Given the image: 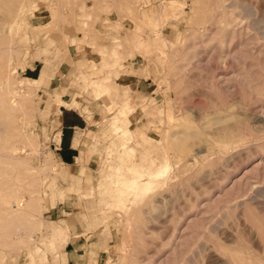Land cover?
Here are the masks:
<instances>
[{"label": "rangeland", "instance_id": "1", "mask_svg": "<svg viewBox=\"0 0 264 264\" xmlns=\"http://www.w3.org/2000/svg\"><path fill=\"white\" fill-rule=\"evenodd\" d=\"M62 76L104 108L75 171ZM3 198L0 264H64L77 238L98 264H264V0H0Z\"/></svg>", "mask_w": 264, "mask_h": 264}, {"label": "crops", "instance_id": "2", "mask_svg": "<svg viewBox=\"0 0 264 264\" xmlns=\"http://www.w3.org/2000/svg\"><path fill=\"white\" fill-rule=\"evenodd\" d=\"M92 49L93 45L79 42L78 50L73 51L79 53L80 59L89 62L96 56ZM28 69L32 70L33 67L28 66ZM124 80L123 83L127 82L126 84L130 85L132 90L143 92L145 84L141 83L142 76L131 75V78L126 79L125 82ZM58 88L61 92V102L57 105L54 120V129L57 132L54 152L58 163L66 171H75L79 164L78 160L90 163L92 159V135L98 133L100 129L99 123L102 121L101 114L104 108L101 102L90 97L84 102L87 94L70 84L65 76H62ZM84 103L86 109L82 107ZM78 239H69L63 244L64 264H98L101 260L99 245L91 244L86 239L80 241Z\"/></svg>", "mask_w": 264, "mask_h": 264}, {"label": "bare ground", "instance_id": "3", "mask_svg": "<svg viewBox=\"0 0 264 264\" xmlns=\"http://www.w3.org/2000/svg\"><path fill=\"white\" fill-rule=\"evenodd\" d=\"M231 11V10H230ZM245 12V11H244ZM247 14V13H246ZM251 14V13H250ZM249 14V15H250ZM231 20V19H230ZM234 23V22H233ZM29 81V80H28ZM7 86V85H6ZM96 87V89H99L100 90V86H99V84H97V86H95ZM101 92H106L107 93V89L106 88H101V90H100ZM99 92V91H98ZM98 92H97V96H99V94H98ZM108 93H109V90H108ZM102 94V93H101ZM100 94V95H101ZM114 94V93H113ZM104 95H105V93H104ZM102 96V95H101ZM106 97H108V96H106ZM106 97H104V99H106L107 100V98ZM111 97V96H110ZM101 98V97H100ZM102 99H103V97H102ZM103 99V100H104ZM15 100L16 99H13L12 100V102L11 103H15ZM105 100V101H106ZM59 101H61V99H59ZM19 102V101H18ZM22 102V101H21ZM104 102V101H103ZM108 102L109 101H107V104H106V106L107 105H109L108 104ZM104 105H105V103H104ZM18 107V106H17ZM232 135V134H231ZM259 165V164H258ZM167 168H168V163H167V161H166V163L164 164V166L163 167H161L159 170H157L156 172H153V173H149V175L150 176H156V175H160V174H164L163 172H165L166 170H167ZM161 176V175H160ZM157 177V176H156ZM251 192V191H250ZM261 196V195H260ZM6 198H3L1 201H0V204H5V203H3V201L5 200ZM23 199H22V197H20V199H17V200H15L13 203H11V205H10V208L11 209H13V210H16V209H18L19 208V203L22 201ZM21 204V203H20Z\"/></svg>", "mask_w": 264, "mask_h": 264}]
</instances>
